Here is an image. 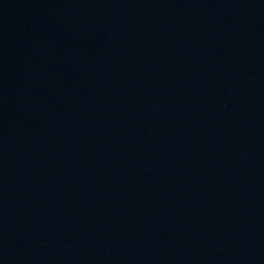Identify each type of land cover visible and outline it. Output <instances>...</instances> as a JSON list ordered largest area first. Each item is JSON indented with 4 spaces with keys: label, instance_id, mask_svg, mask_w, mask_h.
<instances>
[{
    "label": "water",
    "instance_id": "obj_1",
    "mask_svg": "<svg viewBox=\"0 0 264 264\" xmlns=\"http://www.w3.org/2000/svg\"><path fill=\"white\" fill-rule=\"evenodd\" d=\"M0 264H264V0H0Z\"/></svg>",
    "mask_w": 264,
    "mask_h": 264
}]
</instances>
